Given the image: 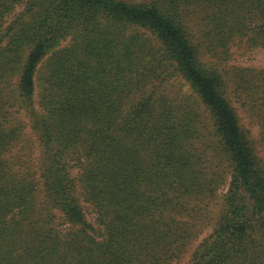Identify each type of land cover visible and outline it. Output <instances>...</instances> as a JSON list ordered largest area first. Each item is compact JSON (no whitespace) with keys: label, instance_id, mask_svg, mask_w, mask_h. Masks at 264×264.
<instances>
[{"label":"trees","instance_id":"trees-1","mask_svg":"<svg viewBox=\"0 0 264 264\" xmlns=\"http://www.w3.org/2000/svg\"><path fill=\"white\" fill-rule=\"evenodd\" d=\"M235 46L264 49V0H0V264H175L225 189L187 264H264V68Z\"/></svg>","mask_w":264,"mask_h":264},{"label":"rangeland","instance_id":"rangeland-1","mask_svg":"<svg viewBox=\"0 0 264 264\" xmlns=\"http://www.w3.org/2000/svg\"><path fill=\"white\" fill-rule=\"evenodd\" d=\"M21 10L22 7H19L16 10L15 15L20 13ZM13 18L14 15L8 18L7 23H10L13 20ZM69 41L70 40H68V42ZM68 42L64 43L62 47L67 46ZM49 56L46 59H48ZM233 67H248V68H256V69L264 68V49L258 48V49L250 50L247 49V47L235 46L232 50V57L229 60L226 69H230ZM187 88L188 87H184V90L185 89L187 90ZM241 116L244 127L250 129L252 131L253 136L256 139H259V129L257 128V126L251 124L249 119L245 115L241 114ZM22 119H24V121L27 123V130L22 143L19 145L18 149L15 150V153L22 150L21 156L24 159H30V160L32 159L33 161L34 159H41L42 148L39 144L38 138L33 133L30 127L28 119L25 117V114L23 112H22ZM76 173L77 171L75 170L74 174L76 175ZM226 191L227 189L221 191V193L219 194V199L210 206L209 214L207 216V219H205L203 222V228L201 234L199 235V238L193 242V244L189 247L187 253L183 256V258L180 261L176 262L175 264H187L190 261L196 247H198V245L205 238H207L210 234H212L217 224V217L218 214L220 213L223 196L226 194ZM88 219L90 221H93V216L90 214Z\"/></svg>","mask_w":264,"mask_h":264}]
</instances>
